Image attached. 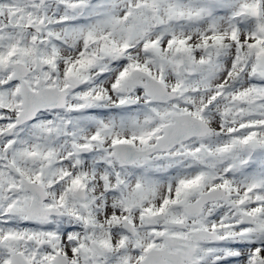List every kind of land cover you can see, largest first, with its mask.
Here are the masks:
<instances>
[{"label": "snow or ice", "instance_id": "6c2138e0", "mask_svg": "<svg viewBox=\"0 0 264 264\" xmlns=\"http://www.w3.org/2000/svg\"><path fill=\"white\" fill-rule=\"evenodd\" d=\"M0 264H264V0H0Z\"/></svg>", "mask_w": 264, "mask_h": 264}]
</instances>
